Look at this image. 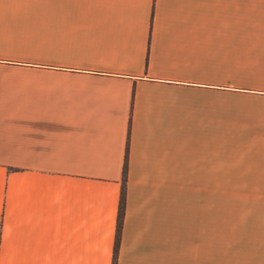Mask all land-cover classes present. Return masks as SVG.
<instances>
[{"label":"crops","instance_id":"1","mask_svg":"<svg viewBox=\"0 0 264 264\" xmlns=\"http://www.w3.org/2000/svg\"><path fill=\"white\" fill-rule=\"evenodd\" d=\"M264 264V0H0V264Z\"/></svg>","mask_w":264,"mask_h":264},{"label":"trees","instance_id":"2","mask_svg":"<svg viewBox=\"0 0 264 264\" xmlns=\"http://www.w3.org/2000/svg\"><path fill=\"white\" fill-rule=\"evenodd\" d=\"M124 180H125V165L123 166V169H122V180H121L120 196H119L118 211H117V221H116V235H115V241L113 245L111 264H114L115 262L118 235H119V229H120L121 218H122V208H123V201H124Z\"/></svg>","mask_w":264,"mask_h":264}]
</instances>
